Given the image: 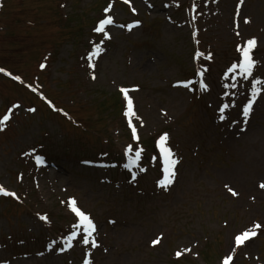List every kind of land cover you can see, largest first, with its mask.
Wrapping results in <instances>:
<instances>
[{"label":"rangeland","instance_id":"1","mask_svg":"<svg viewBox=\"0 0 264 264\" xmlns=\"http://www.w3.org/2000/svg\"><path fill=\"white\" fill-rule=\"evenodd\" d=\"M211 1L203 0L204 7ZM186 2L64 0L58 11L57 0L5 1L0 13L5 26L0 31V60H25L24 75L31 77L39 72L34 65L42 51L52 50L40 66L44 90L50 95L61 88V101L74 104L78 117L90 124L85 131L73 127L41 107L23 88L0 80V119L10 117L0 130V186L16 194L0 195L1 263L84 264L80 259L91 251L92 264H219L227 254L234 256L233 264H264V188L260 187L264 183V90L252 105L249 125L230 129L213 121L215 101L207 99L206 109L202 102H192L187 90L169 86L171 80L183 79L192 71V47L186 26H181L185 9L177 8ZM215 6L212 1L211 11ZM219 7L220 13L227 12L221 3ZM242 14H249L264 29V0H246ZM101 15L112 16L118 26L134 21L143 25L130 33L107 25L104 32L109 38L100 35L96 45L88 47L89 30ZM165 15H171L174 23L166 21ZM216 27L221 30V25ZM222 42L214 63L217 71L233 56L230 43ZM262 45L264 49V33ZM97 47L99 54L94 55ZM259 73L264 76V68ZM121 85L141 87L134 97L147 121L141 129L143 139L150 141L153 128L168 130L170 117H175L176 136L189 142L183 153L185 169L165 197L148 199L139 192L145 185L151 187L157 175L153 171L138 183L132 177L120 183L124 175L116 170L119 182L111 186L98 183L97 170L79 163L98 151L137 147L120 117L116 88ZM245 89L240 84L235 95L241 96ZM13 100L28 106L22 108L16 101L4 110ZM133 113L135 118L134 109ZM206 116L212 118L208 128ZM45 149L58 157V170L39 169L36 157ZM61 199L75 200L80 210L91 212L97 220L89 244L83 243L85 232L68 227L74 216ZM149 213L154 216L148 218ZM41 216L53 224L44 225ZM107 218L116 224H108ZM248 230H254L255 237L237 247L235 237ZM73 232L76 236L69 241ZM156 240L159 243L149 247L148 242Z\"/></svg>","mask_w":264,"mask_h":264},{"label":"snow or ice","instance_id":"2","mask_svg":"<svg viewBox=\"0 0 264 264\" xmlns=\"http://www.w3.org/2000/svg\"><path fill=\"white\" fill-rule=\"evenodd\" d=\"M125 3H129V0H124ZM111 10V5L109 6V8L105 9V12H109ZM133 11H135L133 9ZM248 21L246 20L245 23H247ZM114 24V18L112 16H107V18L101 20L99 26L95 29L96 32H104L105 26L107 25H112ZM136 25H129L128 28L129 30H131L132 27H135ZM121 27H123V25H121ZM104 37L107 39L109 38L108 33L104 32ZM256 45V41L255 39H251L248 40L246 42V46L245 47H238L237 51L241 53V59L239 61L238 64H232L231 67L228 69L229 72L235 73L238 70V73L241 77H243V79L248 80L249 77H252L253 75V70L255 68L256 65V61L252 58V49L255 47ZM100 49L97 47L94 51V55L99 54ZM197 57H199L200 55H202L201 53L197 52ZM210 58V57H209ZM41 67H44L43 65H41ZM3 69H0V72H3ZM8 75H10L9 73H6ZM201 77H203V71L198 73ZM14 79H19V77H13ZM93 79H95V77L93 76ZM252 83V88H251V96L248 99V102L246 105H244L243 107V115L245 117V119H247V117L249 116L251 110H252V105L256 99V97L260 94L261 89L259 87H257V85L264 83V81H261L260 79H253L251 81ZM184 87H188V84L185 83L183 85ZM232 87H235V84L232 85ZM200 88L204 91L207 90V85L203 82V79H201L200 81ZM121 91L124 93L125 98L128 100V107H127V111L125 112V116L129 117V127L132 130V137L134 140H139V136L137 134V130L136 127L133 126L132 124V119L131 117L134 115L133 113V105H132V101L130 98H128V90L126 89H121ZM228 107V105H224L221 109H220V119L223 120L225 119V116L223 115L225 109ZM10 119L9 115H4L2 119H0V130H2L3 126L6 125V122ZM167 140H168V136L167 134L163 135L160 137V140L158 141V146L160 149V152L162 154L163 160H164V177L163 179H161L159 181V185L162 188H167L169 185L172 184L174 178H175V172H174V168L176 166V164L178 163V161L176 159H174V154L171 151V149L169 147H167ZM143 152V149L140 148L138 150L135 151L134 156L131 155L133 153V148L131 145L128 146V148L125 150V155L128 156V164L125 165L126 168H131V166L133 165H137L139 160L141 159V154ZM37 163H41V157H36ZM144 169L141 168V171H143ZM133 179H135V174H133ZM261 188H264V183H262L260 185ZM229 191L232 192V195H237L236 192H234L231 188H229ZM0 195L3 196H13L15 197V193L13 192H9L7 191L3 186H0ZM69 207L71 209V211L76 215V217L79 218L78 223L75 225V227L80 228L81 226L83 227L84 232L86 233V235L83 237V243L85 245L89 244V237L92 236L93 232H95V225L93 223V221L90 219V217L85 214L82 210H80L77 205L75 200H72L69 204ZM40 219L42 220H47L46 216H41ZM255 228H260L259 224L255 225ZM256 232L254 230H248L243 232L241 235H237L235 237V244L237 247H239L240 245L244 244V242L246 240H249L251 237L255 236ZM76 236V233L73 232L72 237H69V241L71 239H73ZM159 243V240L153 241V244H157ZM69 247H71V244L69 243L68 245ZM98 245L96 244L95 240L93 239L91 241V247L95 248ZM190 251V249L188 250ZM177 257L179 258L181 256L180 252H177ZM233 259L232 256H228L225 260H224V264H230V261ZM84 264H92V262L89 259H85L84 260Z\"/></svg>","mask_w":264,"mask_h":264},{"label":"trees","instance_id":"3","mask_svg":"<svg viewBox=\"0 0 264 264\" xmlns=\"http://www.w3.org/2000/svg\"><path fill=\"white\" fill-rule=\"evenodd\" d=\"M26 64H24V66H25ZM24 68V67H23Z\"/></svg>","mask_w":264,"mask_h":264}]
</instances>
